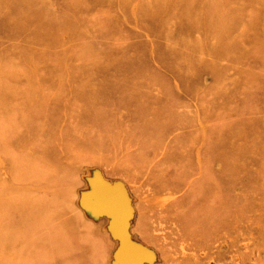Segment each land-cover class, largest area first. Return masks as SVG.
Masks as SVG:
<instances>
[{
  "label": "rangeland",
  "instance_id": "374dc122",
  "mask_svg": "<svg viewBox=\"0 0 264 264\" xmlns=\"http://www.w3.org/2000/svg\"><path fill=\"white\" fill-rule=\"evenodd\" d=\"M263 193L264 0H0V264H264Z\"/></svg>",
  "mask_w": 264,
  "mask_h": 264
},
{
  "label": "bare ground",
  "instance_id": "6f19581e",
  "mask_svg": "<svg viewBox=\"0 0 264 264\" xmlns=\"http://www.w3.org/2000/svg\"><path fill=\"white\" fill-rule=\"evenodd\" d=\"M114 77V76H113ZM119 80V79H118ZM88 91H90V93H87ZM95 91L93 89H87V88H84L83 92H82V96L84 97L85 95H87L86 97H93V94H96L94 93ZM150 98H148L147 96V103H142L144 106L143 108H141V114L144 113V108H147L148 110V113L150 114L152 111H154V109L151 111L150 109V104H148L149 102L152 103V101L149 100ZM154 100V99H152ZM137 101V100H135ZM134 101V102H135ZM94 104L91 106L92 108H88L86 110L85 113H87L88 116H95L96 118H103V114H101L100 112V109H97V107H93ZM147 114V113H145ZM152 115V114H151ZM65 117V115L61 114V117ZM104 119V118H103ZM98 127V126H96ZM139 131V130H137ZM75 141L76 143L79 142V143H83V144H86L84 146H87L89 148H92L91 145L92 144H97L99 146H101V138H98V139H93V138H89L88 136H85L83 135L82 133H79L75 136ZM176 146V145H175ZM103 147V146H102ZM172 154V153H171ZM170 154V155H171ZM169 155V154H168ZM226 161V160H225ZM227 162V161H226ZM229 164L231 166H233L232 164L234 165H238L237 162L235 161L234 159V156L233 158L229 161ZM264 195V193H263ZM193 198V197H192ZM257 203V204H256ZM256 203H251V206L252 208H255L256 210H259L260 212H263V216L260 217V223L262 224L263 221H264V203H261V202H256ZM238 207L239 206V202H236V205L235 207ZM198 209V208H197ZM218 222L215 223V228L217 231H230V232H235V230L233 229H236V226L238 225L239 221H244L245 223H250V220L249 218L246 217V214H241V215H238V214H235L236 213V208H234L231 213L230 212H227V213H224L223 211H221L219 208H218ZM201 211V210H200ZM197 213V212H196ZM194 214V213H193ZM192 216V214H191ZM240 217V218H238ZM191 218V217H190ZM251 219V218H250ZM252 221V220H251ZM203 227V226H202ZM252 227V226H251ZM201 228V227H200ZM202 229V228H201ZM244 229L246 231H249L248 227H247V224H246V227H244ZM250 232V231H249ZM263 233H261V235L264 236V230L261 231ZM207 244V243H206Z\"/></svg>",
  "mask_w": 264,
  "mask_h": 264
}]
</instances>
